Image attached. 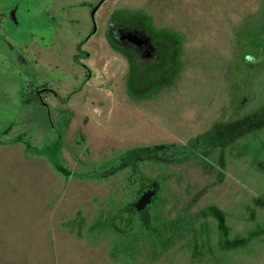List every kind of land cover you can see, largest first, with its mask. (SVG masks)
Returning <instances> with one entry per match:
<instances>
[{
	"label": "rangeland",
	"instance_id": "374dc122",
	"mask_svg": "<svg viewBox=\"0 0 264 264\" xmlns=\"http://www.w3.org/2000/svg\"><path fill=\"white\" fill-rule=\"evenodd\" d=\"M98 1L0 0V264H264V0Z\"/></svg>",
	"mask_w": 264,
	"mask_h": 264
},
{
	"label": "flooded vegetation",
	"instance_id": "af4514ba",
	"mask_svg": "<svg viewBox=\"0 0 264 264\" xmlns=\"http://www.w3.org/2000/svg\"><path fill=\"white\" fill-rule=\"evenodd\" d=\"M106 0H99L97 3H95L94 4V6L91 8V10H90V12H93L94 11V9H95V7H97V9H96V11H95V13L98 11V9L100 8V6L105 2ZM91 16H92V14H91ZM95 19V18H94ZM93 19V20H94ZM148 29H146L145 27H144V30H140L139 31V33H143V34H149L148 33V31H147ZM95 32V31H94ZM94 32H92L83 42H81L80 44H79V46L80 45H82V51L80 50V48H79V46H78V51H77V53H76V55H75V60L79 63V64H81V65H83L84 66V62H83V59H86L87 57H89V53L86 51V50H84L83 49V45L85 44V42L87 41V40H89L91 37H92V35L94 34ZM134 33L136 34L137 32L136 31H134ZM140 36H141V34H140ZM143 36V35H142ZM122 37V39L123 40H121V41H125L126 39H127V41L128 42H130V43H132V44H136V45H138V44H143V38L142 39H140V37H136L134 34L133 35H131V36H128L127 38H125L124 36H121ZM151 37V36H150ZM162 37V36H161ZM151 38H153V37H151ZM157 40V39H156ZM153 41H155L154 40V38H153ZM156 42V41H155ZM113 44H112V47L114 48V49H116V50H119L120 49V47H123L122 45L123 44H121L120 42H112ZM121 50V49H120ZM126 55V54H125ZM128 55L130 56V60H135V61H137V62H140V61H138L136 58H135V54H133V52L132 51H129L128 50ZM146 61H147V59H146ZM140 64L141 65H143V67L144 66H149V65H153L152 63H150V62H145V61H141L140 62ZM146 66V67H147ZM154 66V65H153ZM151 68V70L153 69V70H155L154 68L155 67H150ZM164 71V70H163ZM261 128V127H260ZM221 160H223V166L225 165V159H223L222 157H221ZM146 197V196H145ZM137 205V204H136ZM137 206H141V204L140 203H138V205ZM142 207V206H141Z\"/></svg>",
	"mask_w": 264,
	"mask_h": 264
},
{
	"label": "trees",
	"instance_id": "16d2710c",
	"mask_svg": "<svg viewBox=\"0 0 264 264\" xmlns=\"http://www.w3.org/2000/svg\"><path fill=\"white\" fill-rule=\"evenodd\" d=\"M122 51L126 52L124 49H121ZM128 54V52H126ZM131 62V70H130V76L135 75L134 70H137V61L130 60ZM163 62V61H162ZM165 71V70H164ZM231 126L227 127V131H241L246 129H257L264 126V108L260 109L252 114H249L247 116H244L241 119H238L236 121L229 123ZM221 133V132H219ZM230 133V132H229ZM229 137V136H228Z\"/></svg>",
	"mask_w": 264,
	"mask_h": 264
},
{
	"label": "water",
	"instance_id": "95a60500",
	"mask_svg": "<svg viewBox=\"0 0 264 264\" xmlns=\"http://www.w3.org/2000/svg\"><path fill=\"white\" fill-rule=\"evenodd\" d=\"M97 7H95L94 11L92 12V18H95V11H96ZM80 50L82 51V45L79 46ZM76 59V58H75Z\"/></svg>",
	"mask_w": 264,
	"mask_h": 264
},
{
	"label": "crops",
	"instance_id": "0c3cea01",
	"mask_svg": "<svg viewBox=\"0 0 264 264\" xmlns=\"http://www.w3.org/2000/svg\"><path fill=\"white\" fill-rule=\"evenodd\" d=\"M257 129H259V128H257Z\"/></svg>",
	"mask_w": 264,
	"mask_h": 264
}]
</instances>
